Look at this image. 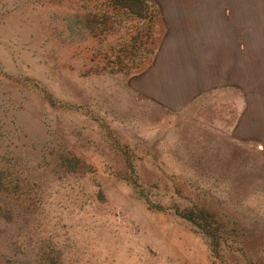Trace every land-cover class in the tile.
<instances>
[{"label":"rangeland","instance_id":"1","mask_svg":"<svg viewBox=\"0 0 264 264\" xmlns=\"http://www.w3.org/2000/svg\"><path fill=\"white\" fill-rule=\"evenodd\" d=\"M130 1L0 0V264H264L247 90Z\"/></svg>","mask_w":264,"mask_h":264},{"label":"crops","instance_id":"2","mask_svg":"<svg viewBox=\"0 0 264 264\" xmlns=\"http://www.w3.org/2000/svg\"><path fill=\"white\" fill-rule=\"evenodd\" d=\"M138 1L122 7L152 10L133 15L153 25L168 67L185 78L202 76L208 88L247 90L250 150L264 155V0Z\"/></svg>","mask_w":264,"mask_h":264},{"label":"trees","instance_id":"3","mask_svg":"<svg viewBox=\"0 0 264 264\" xmlns=\"http://www.w3.org/2000/svg\"><path fill=\"white\" fill-rule=\"evenodd\" d=\"M131 1L136 2V0H131ZM47 97L50 98V96H48V95H47Z\"/></svg>","mask_w":264,"mask_h":264}]
</instances>
